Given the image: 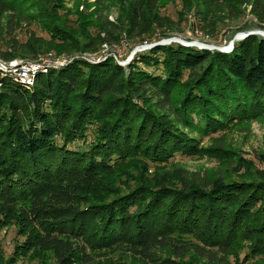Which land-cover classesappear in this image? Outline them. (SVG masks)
Wrapping results in <instances>:
<instances>
[{
  "label": "trees",
  "instance_id": "trees-1",
  "mask_svg": "<svg viewBox=\"0 0 264 264\" xmlns=\"http://www.w3.org/2000/svg\"><path fill=\"white\" fill-rule=\"evenodd\" d=\"M21 1L0 0V29L4 19L12 32L34 23L48 39L9 40L7 60L144 38L166 26L159 10L174 0H95L96 11L116 8L114 21L67 9L70 0H32L31 12ZM183 1L204 22L243 3ZM137 57L126 70L110 59L72 61L37 75L30 90L0 80V230L16 227L17 249L49 257L38 264H109L114 254L143 264L264 260V180L226 183L170 163L230 162L221 141L201 148L192 134L264 117V39L248 36L229 53L174 43Z\"/></svg>",
  "mask_w": 264,
  "mask_h": 264
},
{
  "label": "rangeland",
  "instance_id": "rangeland-1",
  "mask_svg": "<svg viewBox=\"0 0 264 264\" xmlns=\"http://www.w3.org/2000/svg\"><path fill=\"white\" fill-rule=\"evenodd\" d=\"M25 1L26 0L20 2V9L25 12H31L29 11L30 8L28 5L32 0H29L26 5ZM242 1L243 3L238 6L237 11L231 10L227 12L226 10H217L211 12L206 18V22L202 19L201 8L195 6L194 2L184 3L183 0H174L173 2L165 1L159 10V15L168 21L166 26L161 28L155 27L149 36L140 39L130 40L124 35L119 36V40L115 44L121 45V43L125 41L124 44H127L126 50H128L124 53V56L118 60V65L126 70L134 59L136 60L138 58L137 56L144 53L146 54L150 49L160 46L165 40L172 38L192 44L199 43L208 47L223 48L228 46L229 42L232 41L237 34L245 35L248 33L264 32V7H262L264 0ZM255 1H257L256 8L253 6ZM76 4H78V10L85 15L89 13L94 14L97 9L95 0H70L65 2V7L71 9L76 7ZM100 13L107 16L109 21H114L117 16V11L114 7H109V10L96 11V15ZM94 17L95 15L93 18ZM261 18L263 20H261ZM4 20L0 29V61H42L48 57V54L52 53L55 57L75 58L73 61L82 60L92 65L99 64L87 62V60H83V58L86 59L88 55H95L98 53L101 45L96 52H72L58 55L51 50L46 53H41L35 58L27 56L17 57L11 60L4 59L2 55L5 52L11 51L10 47L7 45L8 41L11 39H15L19 43L26 42L30 35L48 39L40 27L34 23L27 25L26 22H22L17 25V30L12 32L10 28L15 26L14 22L6 26ZM7 32L12 33L10 39H8V35L6 36ZM239 41L240 40H237L235 43ZM135 50H137V52L133 53ZM107 59L117 64L115 59ZM104 61L106 60L101 62ZM148 72H151V70H148ZM187 75L188 73L185 72L182 81L187 78ZM230 129L231 130L226 132H218L206 136L192 134L193 137L198 139L201 148L210 147L213 145L212 143H214V141L218 140L225 145L227 151L234 153L233 155L224 154L227 155L226 158L230 161L226 166H223L216 159L206 156L203 158H190L176 155L170 160V163L173 167L183 168L190 173L199 174L203 178L207 176L209 178L222 180L226 183L230 181H241V179H245L244 177L246 175H249L253 180H264V117L259 120L237 124ZM80 144L81 142H76L72 147L81 146ZM238 166L240 168H238ZM168 168L172 169L171 166H168ZM152 171L153 169L150 168L148 173ZM23 239L24 237L18 235L17 228L14 226L3 227L0 230V264H38L49 258L46 256L41 257L40 255H38V257L35 253L17 249V244H20ZM242 253L239 255L240 262L243 260L244 256ZM109 260V264H143L129 256H121L119 254L112 255ZM254 261H257V264H264V260H260L259 257L251 261H245L242 264H252Z\"/></svg>",
  "mask_w": 264,
  "mask_h": 264
},
{
  "label": "built area",
  "instance_id": "built-area-1",
  "mask_svg": "<svg viewBox=\"0 0 264 264\" xmlns=\"http://www.w3.org/2000/svg\"><path fill=\"white\" fill-rule=\"evenodd\" d=\"M124 42L125 41H123L121 45L103 43L98 53L95 55H88V57L86 59L83 58V60H87V62L90 63H100L107 58H113L118 64V60H120L128 50H126L127 44H124ZM47 56L48 57L42 61H0V80L10 79L12 82L30 90L34 85L37 75L47 74L52 70H59L75 60V58L55 57L52 53Z\"/></svg>",
  "mask_w": 264,
  "mask_h": 264
},
{
  "label": "water",
  "instance_id": "water-1",
  "mask_svg": "<svg viewBox=\"0 0 264 264\" xmlns=\"http://www.w3.org/2000/svg\"><path fill=\"white\" fill-rule=\"evenodd\" d=\"M251 35H258L260 38L264 39V32H256V33H248V34H245V35H241V34H237L234 39L232 41L229 42L228 46L226 47H223V48H220V47H208V46H205L203 44H199V43H187V42H183L181 40H177V39H168V40H165L161 45H169L171 43H178V44H181L182 46H186V47H190V46H194L198 49H206V50H210V51H217V52H221V53H229L232 51L233 47H234V43L235 41L237 40H240L242 41L243 39L247 38L248 36H251ZM137 52V50L134 51V53Z\"/></svg>",
  "mask_w": 264,
  "mask_h": 264
}]
</instances>
